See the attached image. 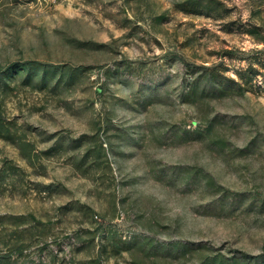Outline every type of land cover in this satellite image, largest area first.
Listing matches in <instances>:
<instances>
[{
	"label": "rangeland",
	"instance_id": "374dc122",
	"mask_svg": "<svg viewBox=\"0 0 264 264\" xmlns=\"http://www.w3.org/2000/svg\"><path fill=\"white\" fill-rule=\"evenodd\" d=\"M0 264H264V0H0Z\"/></svg>",
	"mask_w": 264,
	"mask_h": 264
}]
</instances>
